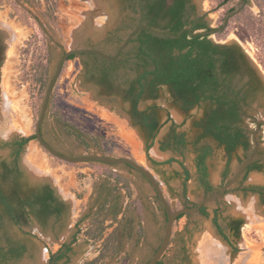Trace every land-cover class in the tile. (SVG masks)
Returning <instances> with one entry per match:
<instances>
[{"label": "rangeland", "instance_id": "rangeland-1", "mask_svg": "<svg viewBox=\"0 0 264 264\" xmlns=\"http://www.w3.org/2000/svg\"><path fill=\"white\" fill-rule=\"evenodd\" d=\"M113 1L118 4L122 2L0 0V137H8L6 140L0 138V182L8 194L11 184L3 176L1 162L12 160V149L5 142L35 133L44 96L60 56L65 50L77 46H96L114 52L120 42L118 36H125L130 29L132 11L125 4L113 7ZM196 1L199 12L207 13V19L213 26L221 24L228 7H218L217 0ZM237 1L233 0L231 4ZM26 8L32 10L39 19L27 14ZM114 16L116 21L112 20ZM39 21L44 27L43 33ZM108 24L111 27L107 29ZM212 38L221 43L239 44L253 60L264 80V14L256 0H249L244 12L231 18L226 30L219 36L212 35ZM16 40L15 52L10 57L9 50ZM46 47L49 52L48 74L41 70V64L46 59L40 54ZM83 59L84 56L78 55L64 64L43 125L45 138L57 150L68 155L97 153L131 157L154 174L174 209L185 206L182 191L184 169L181 164L177 161L156 164L148 158L146 137L129 114L130 103L121 95L108 94L88 81L84 75ZM152 105L159 107L162 127L150 155L158 162L172 157L185 162L191 172L188 198L190 205L195 204L205 196L195 165V142L200 134L195 122L203 116L205 106L183 109L166 86L161 87L158 98H147L140 102L141 109ZM249 113L255 119H247L246 122L250 130L254 131L256 119H264V83L257 97L252 100ZM65 122L83 132L93 147L87 150L64 128ZM173 123L188 138L189 145L184 156L160 148V142ZM257 136L264 155V126ZM202 142L214 146L208 165L210 179L213 177L212 184L220 189L227 153L214 140L204 139ZM29 145L36 146L45 165L40 160H30L27 152ZM245 158L242 148L234 152L231 176ZM20 167L25 192L51 183L70 208L65 227L57 238L51 231L42 228L33 217L25 226L29 233L20 230L0 203L4 233L28 247L23 257L6 263L0 261V264H48L49 250L56 249L64 240H70L78 230H81L78 242L82 246H76L70 261L59 264H145L160 245L166 212L147 179L127 164L67 162L53 156L37 139H33L25 146ZM111 170L131 181L132 196L128 195L122 183L107 176ZM245 184L264 185V168L251 171ZM234 188L226 195L236 194L239 205L226 202L225 195L218 203L208 204L209 216L197 212L175 221L170 245L162 257L165 264H264V204L257 194L243 192L238 189V184ZM111 195L120 197V202L124 204V217L116 221L109 219L108 206L100 207V203L95 202L99 196L105 198ZM91 200L95 204L91 205ZM217 207L222 210L221 222L226 232L239 247L236 253H233L232 247L219 234L213 222L214 209ZM80 219L82 221L77 226ZM234 221H241L239 236L232 229ZM140 222L143 223V235H139ZM103 225L106 226L103 238H92L91 234ZM186 226L190 231L185 229ZM183 246L186 247L189 262L184 260Z\"/></svg>", "mask_w": 264, "mask_h": 264}, {"label": "trees", "instance_id": "trees-1", "mask_svg": "<svg viewBox=\"0 0 264 264\" xmlns=\"http://www.w3.org/2000/svg\"><path fill=\"white\" fill-rule=\"evenodd\" d=\"M143 21L151 28L167 31L174 36L157 34L147 28L141 29L131 40L130 46L113 60H109L95 53L82 54L87 56L84 60L85 77L103 87L107 93L119 94L124 100L131 103L129 113L133 122L139 125L146 137V153L149 159L156 164L172 163L177 161L184 169L183 196L185 206L190 205L188 198V182L191 172L185 162L172 157L164 162L154 160L150 150L155 138L162 127L159 118V107L152 105L146 109L140 108V102L147 98L156 99L162 86L168 85L174 97L185 110H190L198 105L205 106L204 116L195 122L201 132L195 142V165L200 186L205 196L217 192L210 180L208 159L214 153L211 144H200L205 137L215 138L227 151V163L223 173L222 186L231 177V161L234 152L243 146L249 154L252 148V135L246 119L254 117L249 113L252 100L257 97L263 88V83L257 72L247 60L246 53L239 44L218 43L212 35H221L227 28L222 23L214 27L204 17H192L193 12L187 10V0H174L173 4L166 6L165 0H144ZM218 7H227L233 0H217ZM264 14V0H256ZM245 7L241 13L244 12ZM27 14L39 19L29 8ZM240 13V14H241ZM41 32H44L42 22ZM139 24V23H138ZM45 63H42V72L48 74L49 52L44 49ZM73 54L70 59L78 56ZM247 80L245 81V79ZM64 128L75 136L87 150L93 145L78 128L70 123H64ZM36 134L21 135L5 142L12 151V160H3V176L11 184L8 194L0 182V203L5 213L10 217L20 230L27 232V226L34 216L46 231H51L59 237L63 231L69 212V204L56 192L51 183H44L30 192H25L22 187L23 176L20 167V158L25 146ZM189 145L186 133L178 130V125L173 123L169 132L160 142L161 150H173L184 156ZM263 169L264 164L253 163L238 183V189L245 193L257 194L264 204V185L245 184L252 169ZM107 176L122 183L129 196L133 195L131 181L119 172L111 170ZM235 190L234 186L230 191ZM228 192V193H229ZM159 200V198H157ZM219 200H217V203ZM191 204V205H196ZM165 210V209H164ZM203 216H209L208 205L199 211ZM185 213L177 219H181ZM222 210L214 209L213 222L219 234L232 247L233 253L239 247L226 232L222 222ZM82 220L77 221V226ZM241 221L236 226L239 236ZM4 220L0 214V261L19 259L27 252V246L17 243L4 233ZM106 226H101L93 234L94 239H102ZM190 231L188 226L185 228ZM78 230L70 241L63 242L57 250L50 249L48 264L68 262L75 251V244L79 240ZM29 233V232H27ZM139 235H143V223L139 224ZM184 260L189 262L182 247ZM158 264H165L163 259Z\"/></svg>", "mask_w": 264, "mask_h": 264}, {"label": "water", "instance_id": "water-1", "mask_svg": "<svg viewBox=\"0 0 264 264\" xmlns=\"http://www.w3.org/2000/svg\"><path fill=\"white\" fill-rule=\"evenodd\" d=\"M241 6H242V2H240L233 11H231L229 14H227L226 19H225V25L227 24L230 15H232L236 12H239L241 9ZM112 20L116 21V16H114ZM225 25H223V26H225ZM110 27H111L110 24H108L107 29ZM142 28H147V29H149L152 32L157 33V34H167V35L174 36L173 34L161 31L159 29L147 27L144 24H140L139 26L132 28V29L127 31V33L125 34L123 42L119 45V47L117 48L115 53L112 55L103 51L102 49L95 48V47H87V46H77V47H72V48L66 50L64 52V54H62L60 56V58L57 62L55 71L51 77L49 84H48V87H47V90H46V93L44 96V100H43V105H42V108L40 111V115H39L38 121L36 123L35 134H36V139L39 141V143L41 144V146L43 148H45L53 156H56V157H58L62 160H65L67 162H72V163L100 162V163H104V164H108V165L128 164L131 167H133L135 170L140 171L147 178L150 186L152 187L154 192L158 195L160 202H161L162 206L165 208V211L167 214L165 230H164L162 241H161L159 247L157 248V250L152 254V256L149 258V260L145 263V264H158L159 261L164 256V254L166 253V251L170 245V242L172 239V234H173V229H174V223L177 220V218L179 216H181L182 214H185V213H197L201 210V208L203 206L208 205L209 203L215 202V201L221 199L222 197H224L229 192L230 188H232L233 186H235L237 184L238 180L243 176V174L245 173V171L247 170L249 165L251 163H253L254 161H256L257 159L261 158L264 160V156L263 155H257V156L252 155L251 157L246 159L238 167L236 172H234L232 174V176L229 178V180H227V182L223 186H221V188L217 192L204 196L200 201L197 202L196 205L183 206L181 208L174 209L172 207V205L170 204L169 200L167 199V197L165 196V192H164L160 182L154 176V174L148 168H146L144 165L137 162L135 159L128 157V156L112 157L109 155L97 154V153L78 155V156L68 155V154H65V153L57 150L53 145H51L46 140V138L43 134V125H44V122L46 120V116H47V112H48V108H49V104H50V100H51V96H52L54 86H55L58 78L61 75L64 63L70 58L71 55L81 54V53H97V54H99L103 57H106L108 59H115L121 54V52L123 50H125L127 48L130 41L132 40V38ZM246 57H247V60L250 63V65L256 70V72L258 73V75L260 76V78L262 79V81L264 83L263 77L261 76L259 69L254 64L253 60L248 55H246ZM262 122H264V119L259 120L257 122V129H259ZM256 134H257V132H256ZM256 134H255V136H256ZM255 141L257 142L256 139H255Z\"/></svg>", "mask_w": 264, "mask_h": 264}, {"label": "flooded vegetation", "instance_id": "flooded-vegetation-1", "mask_svg": "<svg viewBox=\"0 0 264 264\" xmlns=\"http://www.w3.org/2000/svg\"><path fill=\"white\" fill-rule=\"evenodd\" d=\"M166 1V6L168 7V6H170V5H172L173 4V2H174V0H165ZM240 2H242V6H241V9H240V11L239 12H236V13H234V14H232V15H230V17H229V19H228V22H227V24L225 25V19H226V16H227V14H229L231 11H233L235 8H236V6L240 3ZM248 2H249V0H238L236 3H234V4H231L230 6H227L228 7V11L226 12V14H225V16H224V18H223V21L221 22L222 23V25H225V26H228V24H229V22H230V19L231 18H233L234 16H236V15H238V14H240L241 13V11H242V9L244 8V6H246L247 4H248ZM145 3V1L144 0H122V2L120 3V4H118V2L116 3V2H111V5L113 6V7H118V5H123V4H125L131 11H132V18H131V24H130V29H132V28H135V27H137V26H139L140 24H144V25H146L145 24V22L143 21V4ZM186 5H187V10L188 11H191V12H193V16L192 17H204V19L208 22V23H210L209 22V20L207 19V13H200L199 12V10H198V7H197V5H198V2L196 1V0H187V3H186ZM139 23V24H138ZM211 24V23H210ZM212 25V24H211ZM147 26V25H146ZM213 26V25H212ZM147 27H149V26H147ZM215 27V26H214ZM129 29V30H130ZM143 29V28H142ZM155 29H157V28H155ZM141 30V29H140ZM139 30V31H140ZM159 30H161V29H159ZM138 31V32H139ZM161 31H164V30H161ZM137 32V33H138ZM164 32H167V31H164ZM136 33V34H137ZM168 33V32H167ZM135 34V35H136ZM119 38V44H118V46L116 47V49H115V51L117 50V48L119 47V45L123 42V40H124V37L125 36H118ZM134 38V37H133ZM132 38V39H133ZM217 42V41H216ZM130 43H131V41H130ZM130 43H129V45L127 46V48L130 46ZM218 43H221V42H218ZM90 47H95V48H99V49H102L103 51H105V52H107L106 50H104L103 48H100V47H96V46H90ZM126 48V49H127ZM125 49V50H126ZM125 50H123V51H125ZM66 51V50H65ZM64 51V52H65ZM115 51L114 52H107V53H109V54H114L115 53ZM122 51V52H123ZM64 52H63V54H64ZM121 52V53H122ZM245 52V51H244ZM82 54H87V53H81V54H79V55H82ZM95 54H97V53H95ZM99 55V54H98ZM121 55V54H120ZM119 55V56H120ZM247 55V54H246ZM82 56H84V55H82ZM118 56V57H119ZM117 57V58H118ZM106 58V57H105ZM87 59V56H84V59H83V67H84V60H86ZM108 59V58H107ZM116 59V58H115ZM68 60H70V58L68 59ZM67 60V61H68ZM109 60H113V59H109ZM66 61V62H67ZM65 64V63H64ZM64 67V66H63ZM254 69V68H253ZM255 70V69H254ZM256 71V70H255ZM258 74V73H257ZM84 75H85V68H84ZM259 76V75H258ZM260 77V76H259ZM86 78V77H85ZM261 79V78H260ZM247 80V78L245 79V81ZM88 81H91V80H88ZM261 81H262V79H261ZM92 83H94V84H96L97 86H99L102 90H103V87L102 86H100L99 84H97L96 82H94V81H91ZM263 82V81H262ZM164 86H166V87H168L169 88V86L168 85H164ZM170 90V89H169ZM104 91V90H103ZM171 92V91H170ZM107 93V92H106ZM108 94H115V93H108ZM129 102V101H128ZM130 103V102H129ZM130 107H131V103H130ZM183 108V107H182ZM184 109V108H183ZM159 112V111H158ZM204 112H205V109H204ZM130 114V113H129ZM131 116V115H130ZM203 116H204V113H203ZM202 116V117H203ZM201 117V118H202ZM132 118V117H131ZM159 118H160V115H159ZM247 119H255V117H249V118H247ZM247 119H246V121H247ZM161 120V119H160ZM259 120H257L256 119V125H257V122H258ZM247 123V122H246ZM248 125V124H247ZM262 126H264V122H262L261 123V125H260V127H259V129H257V127H256V129L254 130V131H251L250 130V128H249V126H248V128H249V130H250V132H251V135H252V148H251V150H250V152H249V154L246 152V150H245V148L243 147V146H241L240 148H242L243 150H244V152H245V154H246V158L244 159V160H242V162H241V164L246 160V159H248L249 157H251L252 155H254V156H257V155H263V153H262V151L260 150V145H259V140H258V132L261 130V127ZM258 130V131H257ZM200 132H201V130H200ZM256 132H257V134H256ZM43 134H44V132H43ZM255 134H256V136H255ZM199 136V135H198ZM204 139H211V140H214L216 143H217V145L218 146H220V147H223L224 149H225V146H223V145H220L219 144V142L215 139V138H213V137H205V138H203L202 140H204ZM255 139L257 140V142L255 141ZM47 140V139H46ZM202 140L200 141V144H211V143H209V142H202ZM48 141V140H47ZM49 142V141H48ZM50 143V142H49ZM51 144V143H50ZM52 145V144H51ZM212 145V144H211ZM213 146V145H212ZM214 147V146H213ZM225 151H226V149H225ZM226 153H227V151H226ZM264 156V155H263ZM226 163H227V161H226ZM253 163H262V164H264V160L263 159H257L256 161H254ZM253 163H251V164H253ZM240 164V165H241ZM250 164V165H251ZM128 165V164H127ZM239 165V166H240ZM249 165V166H250ZM128 166H130V165H128ZM131 167V166H130ZM131 168H133V167H131ZM225 168H226V164H225ZM225 168H224V170H225ZM249 168V167H248ZM248 168H247V170L245 171V173L243 174V176L246 174V172L248 171ZM134 169V168H133ZM224 170H223V173H224ZM253 170H256V171H261V170H263V169H252L251 171H253ZM138 171V170H137ZM250 171V172H251ZM140 172V171H139ZM141 173V172H140ZM142 174V173H141ZM143 175V174H142ZM144 176V175H143ZM222 176H223V174H222ZM242 176V177H243ZM145 177V176H144ZM242 177L238 180V182H237V184L239 183V181L242 179ZM146 178V177H145ZM147 179V178H146ZM211 180V179H210ZM212 180H213V177H212ZM212 180H211V182H212ZM148 181V180H147ZM156 194V193H155ZM60 196V195H59ZM156 196H157V198H159L158 197V195L156 194ZM61 197V196H60ZM62 198V197H61ZM63 199V198H62ZM159 201H160V199H159ZM161 203V202H160ZM162 205V204H161ZM189 206V205H188ZM164 208V207H163ZM165 209V208H164ZM166 212V211H165ZM33 218H35L34 216H32ZM31 217V218H32ZM166 218H167V214H166ZM36 219V218H35ZM37 220V219H36ZM38 221V220H37ZM238 222L239 221H234L233 222V224H232V229H233V231H235V234L237 233V229H236V226L238 225ZM38 223L41 225V223L38 221ZM42 226V225H41ZM42 228H44L43 226H42ZM240 230V229H239ZM72 238V237H71ZM71 240V239H70ZM70 240H65V241H70ZM64 241V242H65ZM63 243V242H62ZM26 245V244H25ZM27 246V245H26ZM159 247V246H158ZM157 247V248H158ZM157 248L154 250V252L157 250ZM27 250H28V247H27ZM49 258H50V250H49ZM149 260V259H148ZM147 260V261H148ZM146 261V262H147ZM48 262H49V259H48ZM145 262V263H146Z\"/></svg>", "mask_w": 264, "mask_h": 264}, {"label": "crops", "instance_id": "crops-1", "mask_svg": "<svg viewBox=\"0 0 264 264\" xmlns=\"http://www.w3.org/2000/svg\"><path fill=\"white\" fill-rule=\"evenodd\" d=\"M120 201H121L120 197L113 196V195L107 196L105 198L99 196V198L97 197L96 200H95V202H99L100 203V207H104V205L109 207V209H108L109 210L108 211V217H109L110 220H115V221L118 220L119 218L122 219L124 217V214H123L124 213V206H123L124 204L122 202H120ZM95 202H93V203L95 204ZM93 203H92V200H91V205ZM135 215H137V210L135 211ZM139 218H140V216H139ZM127 219H128V217H127ZM64 241H62V242H64ZM62 242L59 243L58 247L56 249H54V251L57 250L60 247ZM78 243L79 242H77L75 244V252H76V249H77L76 246H79V247L82 246V244H80V243L78 244Z\"/></svg>", "mask_w": 264, "mask_h": 264}, {"label": "bare ground", "instance_id": "bare-ground-1", "mask_svg": "<svg viewBox=\"0 0 264 264\" xmlns=\"http://www.w3.org/2000/svg\"><path fill=\"white\" fill-rule=\"evenodd\" d=\"M17 41L16 40L10 50H9V56L11 57L13 55V53L15 52V48H16V44H17ZM27 152H28V157L30 158L31 161H36V160H40L42 163H44L45 165V160L38 154V150L36 148L35 145H29L28 148H27ZM47 165V164H46ZM48 166V165H47Z\"/></svg>", "mask_w": 264, "mask_h": 264}, {"label": "clouds", "instance_id": "clouds-1", "mask_svg": "<svg viewBox=\"0 0 264 264\" xmlns=\"http://www.w3.org/2000/svg\"><path fill=\"white\" fill-rule=\"evenodd\" d=\"M0 138H3V139H7L8 137L5 135L3 137H0ZM225 201L228 202V203H237L239 205V198L237 197L236 194H228L225 196Z\"/></svg>", "mask_w": 264, "mask_h": 264}]
</instances>
